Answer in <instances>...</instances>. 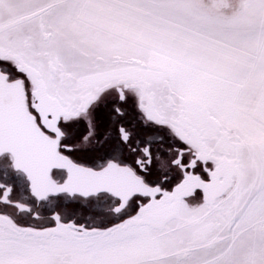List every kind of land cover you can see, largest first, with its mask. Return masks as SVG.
<instances>
[{
    "label": "snow or ice",
    "instance_id": "snow-or-ice-1",
    "mask_svg": "<svg viewBox=\"0 0 264 264\" xmlns=\"http://www.w3.org/2000/svg\"><path fill=\"white\" fill-rule=\"evenodd\" d=\"M0 264H264V0H0Z\"/></svg>",
    "mask_w": 264,
    "mask_h": 264
}]
</instances>
